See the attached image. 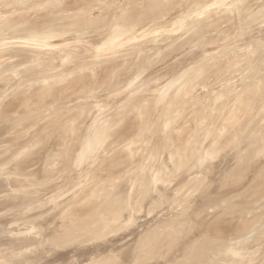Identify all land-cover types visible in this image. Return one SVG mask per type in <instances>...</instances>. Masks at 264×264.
Here are the masks:
<instances>
[{
  "label": "rangeland",
  "instance_id": "rangeland-1",
  "mask_svg": "<svg viewBox=\"0 0 264 264\" xmlns=\"http://www.w3.org/2000/svg\"><path fill=\"white\" fill-rule=\"evenodd\" d=\"M14 1L0 264H264V0Z\"/></svg>",
  "mask_w": 264,
  "mask_h": 264
},
{
  "label": "bare ground",
  "instance_id": "bare-ground-1",
  "mask_svg": "<svg viewBox=\"0 0 264 264\" xmlns=\"http://www.w3.org/2000/svg\"><path fill=\"white\" fill-rule=\"evenodd\" d=\"M8 1H9V0H8ZM12 1H13V0H12ZM12 1L10 0L11 3H13ZM18 1H19V2H16V3H15V1H14L15 5L18 3V4L21 6L22 3H23L22 5H25V3H27V2H25L26 0H24L25 3H24V2L21 3V2H20L21 0H18ZM22 1H23V0H22ZM27 1H29V0H27ZM51 1H52V0H51ZM106 1H107V0H106ZM139 1H140V0H139ZM191 1H192V0H191ZM194 1H195V0H194ZM203 1H204V0H203ZM210 1H211V0H210ZM45 2H46V1H45ZM99 2H100V1H99ZM120 2H121V1H120ZM122 2H123V1H122ZM206 2H207V3H206ZM228 2H230V1H228ZM11 3H10V5H9V3H8V4L6 3V4L10 7V6H11ZM48 3H49V2H48ZM71 3H72V2H71ZM102 3H103V2H102ZM102 3H101V4H102ZM137 3H138V2H137ZM192 3H193V2H192ZM201 3H202V2H201ZM203 3L209 4V1H206V0H205V2H203ZM258 3H259V2H258ZM6 4H5V5H6ZM105 4H106V3H105ZM111 4H112V3H111ZM122 4H123V3H122ZM154 4H156V6L153 5L152 7L154 8V6H155V9H156V10H157L158 7H161V8H162L161 5H158V7H157V4H158V3H155V2H154ZM235 4H237V2H236ZM5 5H4V6H5ZM7 5H6V7H8ZM48 5H49V4H48ZM50 5H51V4H50ZM57 5H58V4H57ZM151 5H152V4H151ZM202 5H203V4H202ZM58 6H59V5H58ZM60 6H61V5H60ZM60 6H59V7H60ZM236 6H237V5H236ZM36 7H38V6H36ZM36 7H34V8H36ZM41 7H42V6H41ZM50 7H51V6H49L48 8L50 9ZM52 7H55V8H56V4H55V6L53 5ZM52 7H51V8H52ZM97 7H98V6H97ZM109 7H110V6H109ZM134 7H135V6H134ZM187 7H188V6H187ZM200 7H201V6H200ZM202 7H204V5H203ZM208 7H210V6H208ZM14 8H15V7H14ZM34 8H33V9H34ZM45 8H46V6H45ZM55 8H54V9H55ZM218 8H219V7H218ZM220 8H222V6H221ZM220 8H219V9H220ZM29 9H30V8H29ZM31 9H32V8H31ZM33 9H32V10H33ZM38 9H39V8H38ZM46 9H47V8H46ZM93 9H94V8H93ZM95 9H96V8H95ZM123 9H124V8H123ZM155 9H154V11H155ZM199 9H200V8H199ZM199 9H198V10H199ZM236 9H237V7H236ZM24 10H25V9H24ZM32 10H31V11H32ZM51 10H52V9H51ZM120 10H121V9H120ZM125 10H126V9H125ZM130 10H131V9H130ZM159 10H160V9H159ZM179 10H180V9H179ZM204 10H205V9H204ZM211 10H213V9H211ZM214 10H216V9H214ZM238 10H239V9H238ZM246 10H247V9H246ZM12 11H13V10H12ZM41 11H42V10H41ZM44 11H45V9H44ZM157 11H158V10H157ZM157 11H155V13H156ZM199 11H200V10H199ZM220 11H221V10H220ZM232 11H233V10H232ZM39 12H40V11H39ZM42 12H43V11H42ZM49 12H50V11H49ZM51 12H52V11H51ZM116 12H117V11H116ZM118 12H120V11H118ZM212 12H213V11H212ZM235 12H237V10H236ZM13 13H14V12H13ZM18 13H19V12H18ZM23 13H24V12H23ZM26 13H27V12H26ZM26 13H25L24 15H26ZM79 13L81 14V12H79ZM98 13H99V12H98ZM123 13H124V12H123ZM123 13H122V14H123ZM131 13H132V12H131ZM219 13H220V12H219ZM237 13H239V11H238ZM15 14H16V13H15ZM42 14H44V13H42ZM100 14H102V13H100ZM211 14H212V13H211ZM214 14H215V13H214ZM226 14H227V13H226ZM17 15H18V14H17ZM24 15H23V16H24ZM30 15H31V14H30ZM32 15H33V14H32ZM35 15H36V14H35ZM38 15H39V14H38ZM49 15H50V14H49ZM51 15H52V14H51ZM54 15H55V14H54ZM86 15H87V14H86ZM218 15H219V14H218ZM237 15H238V14H237ZM239 15H240V14H239ZM9 16H11V15H9ZM21 16H22V15H21ZM40 16H41V13H40ZM115 16H116V15H115ZM117 16H118V15H117ZM180 16H181V15H180ZM188 16H189V15H188ZM216 16H217V14H216ZM219 16H220V15H219ZM11 17H12V16H11ZM38 17H39V16H38ZM48 17H50V16H48ZM55 17H56V16H55ZM78 17H79V16H78ZM90 17H91V16H90ZM107 17H108V16H107ZM213 17H214V16H213ZM239 17H240V16H239ZM17 18H18V17H17ZM29 18H30V17H29ZM29 18H28V19H29ZM32 18H33V17H32ZM45 18H46V17H45ZM122 18H123V17H122ZM18 19H19V18H18ZM20 19H21V17H20ZM34 19H35V18H34ZM52 19H53V18H52ZM62 19H63V18H62ZM115 19H116V18H115ZM117 19H118V18H117ZM117 19H116V20H117ZM124 19H125V18H124ZM178 19H179V17H178ZM233 19H235V18H233ZM46 20H47V19H46ZM164 20H165V19H164ZM229 20H230V19H229ZM5 21H6V20H5ZM5 21H4V22H5ZM8 21H11V19H9ZM13 21H14V20H13ZM69 21H70V20H69ZM119 21H120V20H119ZM170 21H171V20H170ZM204 21H205V20H204ZM19 22H20V21H19ZM40 22H41V20H40ZM89 22H90V21H89ZM110 22H111V21H110ZM125 22H126V21H125ZM172 22H173V21H172ZM194 22H195V21H194ZM194 22H193V23H194ZM6 23H8V22H6ZM12 23H13V22H12ZM21 23H22V22H21ZM38 23H39V22H38ZM59 23H61V22H59ZM92 23H93V22H92ZM111 23H112V22H111ZM160 23H161V22H160ZM200 23H201V22H200ZM15 24H16V23H15ZM36 24H37V23H36ZM40 24H41V23H40ZM118 24H119V23H118ZM156 24H157V23H156ZM172 24H175V23H172ZM198 24H199V23H198ZM28 25H29V24H28ZM112 25H113V24H112ZM150 25H151V24H150ZM168 25H169V24H168ZM168 25H166V26H168ZM175 25H176V24H175ZM74 26H75V25H74ZM122 26H123V25H122ZM154 26H155V25H154ZM154 26H153V27H154ZM171 26H172V25H171ZM12 27H13V26H12ZM20 27H21V26H20ZM23 27H24V26H23ZM25 27H26V26H25ZM103 27H104V26H103ZM105 27H106V26H105ZM116 27H117V24H116ZM172 27H175V26H172ZM197 27H198V26H197ZM15 28H16V27H15ZM94 28H95V27H94ZM119 28H120V27H119ZM122 28H123V27H122ZM167 28H168V27H167ZM92 29H93V28H92ZM101 29H102V28H101ZM20 30H21V29H20ZM89 30H90V29H89ZM108 30L110 31V29H108ZM131 30H132V29H131ZM159 30H160V29H159ZM112 31H113V30H112ZM119 31H120V30H119ZM2 32H3V30H2ZM113 32H114V31H113ZM184 32H185V31H184ZM37 33H38V32H37ZM67 33H68V32H67ZM81 33H82V32H81ZM107 33H108V32H107ZM189 33H190V32H189ZM193 33H194V32H193ZM21 34H22V33H21ZM21 34H20V35H21ZM32 34H33V33H32ZM39 34H40V32H39ZM65 34H66V33H65ZM88 34H89V33H88ZM101 34H102V33H101ZM182 34H183V33H182ZM23 35H24V34H23ZM36 35H37V34H36ZM41 35H42V34H41ZM68 35H69V34H68ZM86 35H87V34H86ZM93 35H94V34H93ZM115 35H116V34H115ZM202 35H203V34H202ZM42 36H43V35H42ZM45 36H46V35H45ZM59 36H61V35H59ZM74 36H75V35H74ZM109 36H111V35L109 34ZM117 36H118V35H117ZM178 36H179V35H178ZM32 37H33V36H32ZM115 37H116V36H115ZM161 37H162V36H161ZM38 38H40V36H39ZM50 38H51V37H50ZM59 38H60V37H59ZM179 38H180V37H179ZM23 39H24V38H23ZM44 39H45V38H44ZM163 39H164V38H163ZM174 39H175V37H174ZM10 40H12V39H10ZM17 40H18V39H17ZM21 40H22V39H21ZM47 40H48V39H47ZM164 40H165V39H164ZM166 40H167V39H166ZM179 40H180V39H179ZM158 41H159V40H158ZM43 42H44V41H43ZM70 42H71V41H70ZM193 42H194V41H193ZM99 43H100V41H99ZM145 43H146V42H145ZM151 43H153V42H151ZM42 44H43V43H42ZM175 44H176V42H175ZM115 45H116V44H115ZM138 45H139V44H138ZM176 45H178V44H176ZM166 46H167V45H166ZM131 47H132V46H131ZM133 47H135V46H133ZM133 47H132V48H133ZM136 47H137V46H136ZM158 47H159V46H158ZM22 48H23V47H22ZM80 48H81V47H80ZM126 48H127V47H126ZM135 49H136V48H135ZM156 49H157V48H156ZM14 50H15V49H14ZM31 50H32V49H31ZM81 50H83V48H82ZM96 50L99 51V49H96ZM77 51H79V50H77ZM75 52H76V51H75ZM111 52H112V51H111ZM18 53H19V52H18ZM50 53H51V52H50ZM55 53H56V52H55ZM98 53H100V51H99ZM114 53H115V52H114ZM4 54H5V53H4ZM19 54H20V53H19ZM95 54H97V53H95ZM100 54H102V53H100ZM105 54H106V53H105ZM1 55H2V54H1ZM76 55H77V54H76ZM79 55H80V54H79ZM119 55H120V54H119ZM3 56H4V55H3ZM15 56H16V55H15ZM49 56H50V55H49ZM77 56H78V55H77ZM82 56H83V55H82ZM117 56H118V55H117ZM25 57H26V56H25ZM53 57H54V56H53ZM96 57H97V56H96ZM6 58H7V57H6ZM7 59H8V58H7ZM61 60H62V59H61ZM73 60H75V59H73ZM73 60H72V61H73ZM92 60H93V59H92ZM98 60H100V59H98ZM9 61H11V60H9ZM13 61H14V60H13ZM66 62H67V61H66ZM73 62H74V61H73ZM97 64H99V63H97ZM97 64H96V65H97ZM100 64H102V63H100ZM23 65H24V64H23ZM93 66H94V65H93ZM20 67H21V66H20ZM193 68H194V67H193ZM15 69H16V68H15ZM61 69H62V68H61ZM3 70H4V69H3ZM17 70H19V69H17ZM12 71H13V70H12ZM97 71H98V70H97ZM3 72H5V71H3ZM14 74H15V73H14ZM16 74H17V73H16ZM99 75H100V74H99ZM7 76H8V75H7ZM72 77H73V76H72ZM2 78H3V77H2ZM69 78H70V77H69ZM114 89H115V88H114ZM51 91H52V90H51ZM49 92H50V90H49ZM49 92H48V93H49ZM87 92H88V91H87ZM90 92H91V91H90ZM90 92H89V93H90ZM91 94H92V93H91ZM1 96H2V95H1ZM44 96H45V94H44ZM7 97H8V96H7ZM42 97H43V96H42ZM155 100H156V99H155ZM171 101H172V100H171ZM1 103H2V102H1ZM1 103H0V104H1ZM172 103H174V102H172ZM90 106H91V105H90ZM80 110H81V109H80ZM0 111H1V110H0ZM140 111H141V110H140ZM72 112H73V111H72ZM84 113H85V111H84ZM115 113H116V112H115ZM141 113H142V112H141ZM83 116H84V115H83ZM118 116H119V115H118ZM108 117H109V116H108ZM116 118H117V117H116ZM65 120H66V119H65ZM87 121H88V120H87ZM0 122H1V121H0ZM162 123H163V122H162ZM59 124H60V123H59ZM66 124H67V123H66ZM69 125H70V123H69ZM81 126H82V125H81ZM58 127H59V126H58ZM99 127H100V126H99ZM106 130H107V129H106ZM110 130H111V129H110ZM195 130H196V129H195ZM229 130H231V129H229ZM104 132H105V131H104ZM197 132H198V131H197ZM226 135H227V134H226ZM104 136H105V134H104ZM227 136H228V135H227ZM191 139H192V138H191ZM146 140H147V139H146ZM188 142H189V141H188ZM177 143H178V142H177ZM181 145H182V144H181ZM65 146H66V145H65ZM131 147H132V146H131ZM131 147H130V148H131ZM68 148H69V147H68ZM187 148H188V147H187ZM61 151H62V150H61ZM128 151H129V150H128ZM171 151H172V150H171ZM67 152H68V151H67ZM181 152H182V151H181ZM182 153H183V152H182ZM176 155H178V154H176ZM64 156H65V155H64ZM132 156H133V155H132ZM168 159H169V158H168ZM68 162H69V161H68ZM67 164H68V163H67ZM148 169H149V168H148ZM159 169H160V168H159ZM59 171H60V170H59ZM128 171H129V170H128ZM148 171H149V170H148ZM157 171H158V170H157ZM162 171H163V169H162ZM124 172H125V171H124ZM58 173H59V172H58ZM147 173H149V172H147ZM152 173H153V172H152ZM157 173H159V171H158ZM159 174H160V173H159ZM165 174H166V173H165ZM57 175H58V174H57ZM151 175H152V174H151ZM166 175H167V174H166ZM173 175H174V174H173ZM142 176H143V175H142ZM147 176H148V175H147ZM161 178H162V177H161ZM172 178H173V177H172ZM53 179H54V178H53ZM144 179H145V178H144ZM163 179H164V178H163ZM45 180H46V179H45ZM145 180H146V179H145ZM149 180H150V179H149ZM141 182H142V181H141ZM148 183H150V182H148ZM148 183H147V184H148ZM147 184H146V185H147ZM95 186H96V185H95ZM97 188H98V187H97ZM148 189H150V188H148ZM141 194H142V193H140L139 196H141ZM135 196H137V195H135ZM149 198H150V197H149ZM162 198H163V197H162ZM136 199H137V198H136ZM138 200H139V199H138ZM148 200H149V199H148ZM151 202H153V201H151ZM151 202H150V203H151ZM145 204H147V203H145ZM151 204H152V203H151ZM149 205H150V204H149ZM144 210H145V209H144ZM144 210H143V211H144ZM243 221H244V220H243ZM229 225H230V224H229ZM238 226H239V225H238ZM228 229H229V228H228ZM234 231H235V230H234ZM219 238H220V237H219ZM211 241H212V239H211ZM213 243H214V242H213ZM208 245H209V244H208ZM226 245H228V244H226ZM223 246H224V245H223ZM200 247H201V246H200ZM200 247H199V248H200ZM196 248H197V247H196ZM208 249H209V248H208ZM232 250H233V249H232ZM229 251H230V250H229ZM195 252H196V251H195ZM190 256H192V255H190ZM186 258H187V257H186ZM182 261H183V260H182Z\"/></svg>",
  "mask_w": 264,
  "mask_h": 264
}]
</instances>
